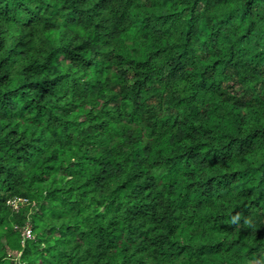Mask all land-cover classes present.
<instances>
[{"label":"clouds","instance_id":"1","mask_svg":"<svg viewBox=\"0 0 264 264\" xmlns=\"http://www.w3.org/2000/svg\"><path fill=\"white\" fill-rule=\"evenodd\" d=\"M0 264H264V0H0Z\"/></svg>","mask_w":264,"mask_h":264},{"label":"trees","instance_id":"2","mask_svg":"<svg viewBox=\"0 0 264 264\" xmlns=\"http://www.w3.org/2000/svg\"><path fill=\"white\" fill-rule=\"evenodd\" d=\"M219 7H220V6L218 5V9H219Z\"/></svg>","mask_w":264,"mask_h":264}]
</instances>
